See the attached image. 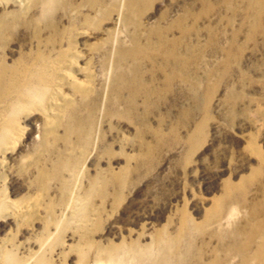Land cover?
Listing matches in <instances>:
<instances>
[{
    "label": "rangeland",
    "instance_id": "rangeland-1",
    "mask_svg": "<svg viewBox=\"0 0 264 264\" xmlns=\"http://www.w3.org/2000/svg\"><path fill=\"white\" fill-rule=\"evenodd\" d=\"M263 223L264 0H0V264H246Z\"/></svg>",
    "mask_w": 264,
    "mask_h": 264
},
{
    "label": "bare ground",
    "instance_id": "bare-ground-1",
    "mask_svg": "<svg viewBox=\"0 0 264 264\" xmlns=\"http://www.w3.org/2000/svg\"><path fill=\"white\" fill-rule=\"evenodd\" d=\"M256 238H259V242L257 244L254 242ZM238 250L242 252H250V250L252 251L253 256L246 259V264H264V237L262 236L258 226L256 227V231L254 232L253 236L247 239V241ZM241 262H244V260Z\"/></svg>",
    "mask_w": 264,
    "mask_h": 264
}]
</instances>
